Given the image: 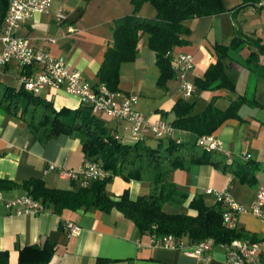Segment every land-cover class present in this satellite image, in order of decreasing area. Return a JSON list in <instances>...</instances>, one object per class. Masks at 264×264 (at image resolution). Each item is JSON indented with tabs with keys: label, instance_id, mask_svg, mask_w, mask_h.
Segmentation results:
<instances>
[{
	"label": "crops",
	"instance_id": "crops-1",
	"mask_svg": "<svg viewBox=\"0 0 264 264\" xmlns=\"http://www.w3.org/2000/svg\"><path fill=\"white\" fill-rule=\"evenodd\" d=\"M221 1L224 11L185 21L189 32L182 34L184 42L172 50L190 52L194 56L193 68L184 74L187 80L194 83L196 77L203 75L207 67L215 62L214 45L226 48L223 62L234 80V88L200 89L195 86L194 93L185 98L194 102L193 113L201 112L211 102L217 108L225 109L232 100L240 97L243 100L234 114L226 116L210 132L220 141L222 148L212 149L214 162L191 163L166 175L167 181L175 183L188 194L180 207L165 204L163 209L166 212L195 214L196 210L189 208L187 203L197 193L203 195L206 203L215 202V195L205 192L207 187L226 189L234 201L249 207L257 189L264 187V76L250 71L246 64L250 49L257 50L252 39L260 38L264 43V6L254 8L253 3L247 0ZM58 10L65 14L62 21L56 19ZM131 10V0H53L48 12L34 13L19 25L16 33L30 38L34 45L52 55L64 57L71 69L79 71L89 83L96 84L100 81L97 71L105 50L113 44L116 21ZM138 14L153 17L156 9L145 1L140 5ZM2 25L3 21L0 30ZM238 35L246 39L239 48L232 49V40ZM46 37H54L55 41ZM2 46L0 40V50ZM156 58L155 51L147 45V34H141L135 58L120 65L116 89L135 95V109L150 120L162 118L171 122L174 118L172 106L182 97L179 92L180 76L173 70L170 78L158 84L160 70ZM259 58L264 63V52ZM39 68V65H32L27 71L36 73ZM21 72L18 63L10 59L0 66V81L17 89ZM11 77L17 79V86L3 81ZM38 94L57 108L65 106L72 110L81 105L77 95L50 86H45ZM109 128L129 141L124 121L113 119ZM175 134L186 143L198 138L197 132L186 128H176ZM244 153L249 154L248 159L244 158ZM83 159L79 138L62 132L42 140L23 120L11 116L0 106V178L14 183L13 186L0 188L4 197L24 193L26 190L22 183L32 178L43 180L48 187L76 189L79 186L76 181L46 167L52 162L75 168ZM237 171H247L249 179H241ZM149 188L148 180H125L118 175L105 185L111 197L127 191L130 199L147 193ZM42 204L44 208L39 212L17 214L10 213L0 201V249L8 252L11 264L19 262L22 248L40 244L45 239L53 244L48 264H224L225 247L221 243L213 242L205 259L190 255L184 249L154 246L149 244V231L141 230L133 220L115 208L105 211L83 203L55 209L52 203ZM66 221L77 224L79 231L71 233ZM232 224L259 243L261 264H264L263 219L248 209L237 213Z\"/></svg>",
	"mask_w": 264,
	"mask_h": 264
},
{
	"label": "trees",
	"instance_id": "trees-1",
	"mask_svg": "<svg viewBox=\"0 0 264 264\" xmlns=\"http://www.w3.org/2000/svg\"><path fill=\"white\" fill-rule=\"evenodd\" d=\"M145 1L155 7V16L142 17L138 14L140 5ZM247 1L254 3L256 0ZM8 3V0H0V23ZM131 5V12L116 21L113 44L105 50L104 59L97 71L99 83L106 84L110 89L117 88L121 63L135 58L141 34H147V45L156 53V63L160 70L157 82L163 84L174 73L167 51L182 44V34L189 32L185 21L225 10L221 0H131ZM245 39L236 36L231 48H239ZM252 41L257 45V50L250 49L246 64L250 71L264 76V63L259 58L264 52V43H261L260 38ZM214 51L215 62L207 67L203 75L196 77L194 84L200 89H233L234 80L223 62V57L227 55L226 48L216 44ZM14 88L0 81V106L7 113L23 120L42 140L62 132L79 138L84 158L100 162L111 172L105 180H93L86 187L79 185L72 190L48 187L43 180L32 178L22 183L25 193L44 204L52 203L55 209L83 203L105 211L115 208L133 220L141 230L159 236L172 234L189 242L205 238H212L214 243H229L235 238L245 237L254 240L241 228L224 222L220 201L206 203L200 193L195 194L187 203L189 208L196 210L195 214L166 212L163 209L165 204L180 207L188 198L187 191L167 181L166 175L191 163L214 162L212 149H206L198 139L203 134H210L226 116L234 114L243 97L232 100L225 109H219L211 102L198 113L192 112L193 101L178 98L172 106L174 118L171 123L176 128L194 130L198 134L197 140L186 143L171 137L156 138L157 144L151 146L141 143V140L122 141L116 138L114 129L108 128L88 105L81 104L72 110L65 106L57 108L50 100L27 91L22 85ZM237 174L241 179H249L247 171H237ZM114 175L125 180H148L149 191L135 199H130L127 191L111 197L105 185ZM11 185L14 183L0 178V188ZM52 253L53 244L45 239L40 244L22 248L17 264H48ZM0 264H11L8 252L4 249H0Z\"/></svg>",
	"mask_w": 264,
	"mask_h": 264
},
{
	"label": "built area",
	"instance_id": "built-area-1",
	"mask_svg": "<svg viewBox=\"0 0 264 264\" xmlns=\"http://www.w3.org/2000/svg\"><path fill=\"white\" fill-rule=\"evenodd\" d=\"M53 0H9L0 30L2 49L0 50V66L5 65L10 59L15 60L22 72L19 75L20 85L33 94H38L45 86H50L65 93L75 94L79 97L81 104L88 105L92 112H102L107 116L124 121L127 124L129 140H142L146 137L175 138L176 128L174 125L162 118L150 120L142 112L134 107L136 96L124 93L118 89H110L104 83H89L79 71L71 69L66 59L55 56L46 49L34 45L30 38L19 36L16 33L21 23L27 21L36 12H48ZM264 6V0H256L253 7ZM65 18L63 11L56 13L57 21ZM54 42V37H46ZM170 56L172 69L180 76L179 92L182 97H190L195 91V84L184 77L186 71L194 66V56L190 52L167 51ZM39 65V71L31 73L27 68ZM115 137L125 141L123 136L115 134ZM206 149H222L220 141L212 134H203L198 139ZM227 155V151H224ZM245 159L248 153L243 154ZM264 168V165H263ZM47 170H57L62 176L68 177L82 187H86L93 180H105L110 177L111 172L103 165L88 158H84L78 167H64L56 163H48ZM205 192L213 193L216 200L223 206V220L232 223L236 214L250 209L254 214L260 216L264 222V187H259L255 193L252 204L247 207L233 200L229 192L217 190L211 187L205 188ZM0 201L3 202L10 213H36L41 211L43 204L27 193H20L6 198L0 191ZM66 226L71 233H77L79 226L72 221H66ZM213 243L212 238L197 241H186L172 234L156 235L150 233V243L154 246L166 248L184 249L190 255L200 259L207 257L206 252ZM225 247L224 264H261L262 249L256 240L248 238H235L229 243H221Z\"/></svg>",
	"mask_w": 264,
	"mask_h": 264
},
{
	"label": "rangeland",
	"instance_id": "rangeland-1",
	"mask_svg": "<svg viewBox=\"0 0 264 264\" xmlns=\"http://www.w3.org/2000/svg\"><path fill=\"white\" fill-rule=\"evenodd\" d=\"M3 81L7 84L14 85V86H17V84H18L17 79L15 77H11V78L5 79ZM94 114L103 118L105 120L106 126L108 128L111 126V123L113 122V119L111 117L107 116L106 114H104L102 112H95ZM124 140L128 141L126 137H124ZM141 143L151 145V146H155L157 144V139L155 137H146V138L141 140Z\"/></svg>",
	"mask_w": 264,
	"mask_h": 264
}]
</instances>
